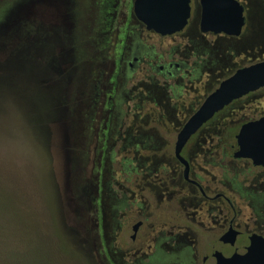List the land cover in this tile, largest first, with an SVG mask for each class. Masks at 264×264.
<instances>
[{"label": "flooded vegetation", "instance_id": "flooded-vegetation-1", "mask_svg": "<svg viewBox=\"0 0 264 264\" xmlns=\"http://www.w3.org/2000/svg\"><path fill=\"white\" fill-rule=\"evenodd\" d=\"M85 1L76 0L78 11H92L82 14L92 32L105 31L82 54L91 73L87 82L79 73L72 91L79 119L92 112L91 119L113 121L106 141L99 140L109 152L102 161L110 159L103 167L109 186L101 244L106 264H217V252L246 254L254 236L264 239V158L256 151L255 158L237 156L239 135L244 125L264 118V87L194 134L181 152L185 162L176 143L224 80L217 79L224 56H234L239 38L264 44V0H238L245 16L240 36L204 32L202 0H190L187 26L170 35L148 30L135 15V0ZM249 23L254 34L247 33ZM210 72L217 87L210 86ZM230 108L223 119H235L234 126L214 125ZM172 119L186 122L179 131L156 122ZM253 141H260L255 134Z\"/></svg>", "mask_w": 264, "mask_h": 264}, {"label": "rangeland", "instance_id": "rangeland-1", "mask_svg": "<svg viewBox=\"0 0 264 264\" xmlns=\"http://www.w3.org/2000/svg\"><path fill=\"white\" fill-rule=\"evenodd\" d=\"M78 7L76 0H0V264H106L110 159L102 161L109 153L102 144L113 121L91 119L92 112L79 119L72 91L79 73L87 82L82 54L105 29L92 32L82 17L88 11ZM236 43L219 81L264 60L263 43ZM215 80L210 72V86ZM231 110L214 125L233 127L235 119H223ZM156 122L179 131L186 120Z\"/></svg>", "mask_w": 264, "mask_h": 264}, {"label": "water", "instance_id": "water-1", "mask_svg": "<svg viewBox=\"0 0 264 264\" xmlns=\"http://www.w3.org/2000/svg\"><path fill=\"white\" fill-rule=\"evenodd\" d=\"M202 4L205 7L202 22L204 32L211 30L216 34L241 35L245 16L244 8L238 0H202ZM134 12L148 30H154L161 35H170L182 31L187 26L191 16V6L190 0H135ZM263 87L264 60L238 68L231 76L224 79L207 96L179 132L176 143L177 157L185 162L181 152L194 134L234 101ZM254 134L259 137L258 144H254ZM263 136L264 118L259 122L244 125L239 135L241 151L237 156L255 158L258 153L264 158ZM254 146H258V149ZM230 235L231 233H228L226 237ZM215 256L217 264H264V239L254 236L246 254L235 253L226 257L217 252Z\"/></svg>", "mask_w": 264, "mask_h": 264}]
</instances>
